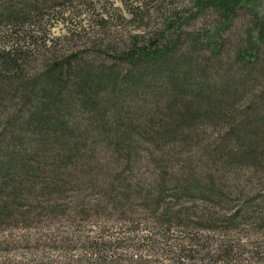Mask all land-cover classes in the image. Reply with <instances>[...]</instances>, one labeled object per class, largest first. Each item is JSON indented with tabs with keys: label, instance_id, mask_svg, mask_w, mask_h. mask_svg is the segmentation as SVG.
Instances as JSON below:
<instances>
[{
	"label": "rangeland",
	"instance_id": "374dc122",
	"mask_svg": "<svg viewBox=\"0 0 264 264\" xmlns=\"http://www.w3.org/2000/svg\"><path fill=\"white\" fill-rule=\"evenodd\" d=\"M190 1L0 0V51L10 52L18 59L20 67L11 76L22 79L5 83L3 90L6 91L0 95V163L10 158L5 154L11 149L20 154L33 146L40 156L47 154L48 144H40L38 140H49L52 126L44 128V136L28 134L27 126L28 111L43 97L42 87L47 81L41 78L33 88H24L19 83L34 75L41 76L51 63L67 56L73 58L75 66L87 61L82 69L90 71L113 65L111 73L115 81L108 97L98 92L91 94L93 91L95 94L93 86L99 83L97 79L91 78L92 85L89 90L85 88V92L97 97L99 107L106 108L104 119H110L113 100L125 104L128 100L150 101L160 87L165 89L170 70L183 79L180 86L184 92L189 96L194 94L197 101L189 111L201 121L185 131L182 136L185 141H177L169 145L172 148L164 149L163 156L157 153L158 158L135 163L128 189H120L117 183L85 181L79 187L87 195L84 206L76 198L64 200L62 197L50 214L38 208L42 213L29 219L1 221L0 264H264V165L250 164L255 161L237 154L239 164H233L229 170L221 169L218 164L221 162L213 160L214 156L209 153L217 148L218 142L228 143L227 129H218L215 119L204 120L205 115H211L203 105L207 100L202 99L205 96L214 100L223 92L229 95L227 103L235 111L247 110L246 117L238 119L241 123L245 121L243 128L238 126L235 130L244 144L253 143L249 152L260 151L257 144L261 132L264 133V58L257 64L247 65L235 56L249 25L247 17L239 15L226 32V42L215 57L208 52H193L192 60L186 51L180 59L174 54L167 62L138 66L133 73L139 72L143 78L124 77L122 74L129 66L118 64L115 59L116 52L125 45L160 27L171 9H180ZM7 10L14 14L7 15ZM214 17L208 12L190 26L208 28ZM158 68L159 72L154 71ZM204 68L203 75L197 76ZM183 71H187L185 78L181 75ZM132 79H136V86L129 90L127 86ZM53 88L60 92L56 86ZM70 89L73 93L70 85L62 89L64 103L58 108L68 107L71 118L75 117L84 126V115L78 111L75 100L66 95ZM119 107L117 120L125 114ZM185 115L180 119H185ZM254 130L255 135L246 134ZM152 147V144L148 146L151 150ZM87 153L89 157L93 154L89 150ZM96 154L98 161L90 165V170L105 172L104 164L108 163L112 173L106 181L121 177L122 168H117L119 163L115 159L119 155L110 146L97 143L93 155ZM149 155L147 152L143 158ZM33 156L26 154L23 161ZM11 170L17 173L14 168ZM180 173L203 174L207 179L196 183L202 188L214 180L212 185L216 184L219 192L222 190L225 199L219 200L216 195H210L212 199L170 197L157 206L153 198L156 191L151 188L154 186L148 187L149 197L141 189L149 186L148 177L151 180L164 175L170 179ZM168 188L167 195L175 191L171 186ZM115 192L121 198L114 197ZM40 201L27 200L24 204L40 206ZM67 201L70 203L66 204ZM66 209L70 213H65Z\"/></svg>",
	"mask_w": 264,
	"mask_h": 264
},
{
	"label": "trees",
	"instance_id": "16d2710c",
	"mask_svg": "<svg viewBox=\"0 0 264 264\" xmlns=\"http://www.w3.org/2000/svg\"><path fill=\"white\" fill-rule=\"evenodd\" d=\"M263 9L264 0H191L188 5L180 9H171L163 18L160 27L153 28L145 35L142 34L137 41H132L123 49L118 50L115 59L118 64L129 66L122 74L124 77L143 78L139 72L133 73L138 66L167 62L174 54L180 59L184 57L186 51L190 53L192 60L193 52H208L215 57L226 42L224 41L226 32L234 25L239 15L243 14L247 17L249 25L235 56L247 65L257 64L264 58L262 55L264 51ZM208 12L215 15L208 28L196 29L190 26L193 21ZM6 13L13 15L14 11L7 10ZM183 35L184 37H182ZM12 55L10 52L0 51V95L6 91L3 90L5 83L22 80H15L16 77L11 76V73L17 70L19 65L18 59H14ZM73 62L71 56L56 60L48 66L41 76L34 75L29 80L19 83L24 88H33V85L37 84L41 78L47 81L42 87L43 97L40 96L35 107L28 111L27 126L28 134L44 136V128L50 129L51 126L53 131L49 140H41L42 138L38 140L40 144H48L47 154L40 156L37 153V147L34 148L33 146L28 149L30 151L23 150L20 154L13 151L14 149L5 154L10 158L0 163V222L10 218L29 219L36 216V213L42 212L50 214L55 209L53 205H56L62 197L64 200L76 198L79 200V205L84 206L87 203L85 201L87 195H83L79 187L85 181L100 180L104 185L117 183L120 189L121 187L128 189L134 177L132 173L135 169V163L150 157L158 158L157 153L163 156L164 149L172 148L173 146L170 147L169 145L176 144L177 141H185L182 137L185 135V131H188L195 123L201 122L196 118L197 114H191L192 112L189 111L197 99L193 98L194 94L189 96L184 92L180 86L183 79H180L181 76H176L170 70L167 73L169 74V82L165 83V89L162 90L160 87L151 95L150 101L144 102L143 99V102L135 103L128 100V104H125L113 100L114 102L110 107V119H104L103 114L106 108L99 107L100 103L97 97H93L91 94L96 95L98 92L100 95L103 94V96L108 97L115 81V76L111 73L114 71L113 65H105L90 71L82 69L87 61H81L76 66L73 65ZM205 69L197 76H202ZM154 71L159 72L160 69ZM195 71L197 73V68ZM100 73H104V76ZM186 74L187 71H183L181 73L182 78H185ZM91 78L99 80V83L93 86L96 87L95 94L94 91L91 94L85 92V88L89 90V86L92 85ZM68 85L72 87L73 93L70 89L66 95L75 100L74 104L78 105V111L84 115V126L75 117L71 118L67 106L66 109L63 108L62 110L58 108L64 103V97L60 93ZM53 86H56V89L59 88L60 92L55 91ZM135 86L136 79H132L127 87L132 90L131 88ZM228 96L222 92L214 100L207 99L205 96L202 98L207 100L204 101L203 105L208 108L206 111L208 115H211V117L205 115L204 120L215 119L216 127L221 130L227 129L225 136L229 137L228 143L225 140L223 143L218 142L217 148L212 149L209 154L212 158L214 156L213 160L218 159L221 162L218 164L223 170H229L233 164L240 163L236 159L237 154L251 158L250 161L255 162L250 164L261 167L264 165V133L261 132L262 137L257 144L258 148H261L260 151L255 152L252 149V152H249L248 149L253 146V143L244 144L241 136L235 130V127H242L245 124L244 120L241 123L238 119L246 117L244 112L247 110L244 112L235 111L233 105L227 103V99L230 98ZM25 97L28 96L25 95ZM188 98L191 100L189 101ZM119 106L122 107L125 114L123 118L117 120L118 112L121 111ZM179 108L180 110H178ZM247 108H251V106ZM186 113L188 116L185 115ZM182 115L186 116L183 120L180 119ZM242 133L245 134L246 132ZM246 134L253 136L256 131ZM102 142L108 147L110 146L119 155L115 158L119 163L117 168H122L121 173H119L121 177L116 176L113 181L109 182L106 180L110 178L112 167L111 165L108 166V163L104 164L106 170L102 173H96L89 169L92 163L98 161L97 154H93L96 144ZM151 144L152 150L148 148ZM236 149L238 151H235ZM88 150L93 153L91 157L88 156ZM147 152L150 155L143 158ZM29 153L34 154V156L23 161L24 156ZM257 153H260L262 158H259L260 154ZM231 155L235 156L231 157ZM223 162L224 164L221 166ZM86 167L87 172L85 171ZM11 168H14L17 173L12 172ZM164 168L167 172V167ZM193 175L194 173H180L170 179L160 175L161 178L156 176L151 180L148 177L146 179L149 186L137 188L144 190L145 196L149 197L151 190L148 187H151L150 184L153 185L154 188H151L156 191L153 197L154 204L157 206H160L161 200L170 197L176 200L194 197L212 199L213 196L210 195H216L219 200L225 199L222 190L219 192L216 184L212 185L214 180H209L211 184L207 182L206 186L202 188L196 183L202 178H207L201 173ZM168 186H171V189L175 191L167 195ZM65 191H69V193L65 195ZM115 194L114 197L121 198L120 193L115 192ZM101 197L104 195L102 194ZM226 197L228 198L227 194ZM27 200L30 202L41 200L40 206H33L31 203L24 204ZM68 203L70 202L67 201L66 204ZM38 208L42 212H38L36 210ZM69 210L66 209L64 212L70 213Z\"/></svg>",
	"mask_w": 264,
	"mask_h": 264
}]
</instances>
